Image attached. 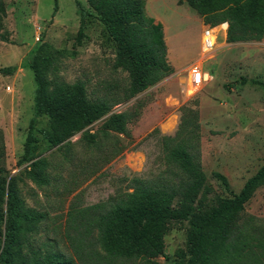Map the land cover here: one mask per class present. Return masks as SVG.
<instances>
[{
  "label": "rangeland",
  "instance_id": "1",
  "mask_svg": "<svg viewBox=\"0 0 264 264\" xmlns=\"http://www.w3.org/2000/svg\"><path fill=\"white\" fill-rule=\"evenodd\" d=\"M76 0H3L6 16L2 22L0 70L20 66L34 54L55 56L52 73L58 80L86 84L90 98L101 97L110 87L116 96L128 84V75L113 68L116 49L104 27L93 17L85 18V30L77 40L79 10ZM88 8L86 0H78ZM146 14L162 25L173 73L134 98L113 107V113L129 112L138 105L139 116L127 127L129 137L111 133L102 138L108 147L117 142L115 150L99 153L85 148L83 131L98 133L106 117L96 121L68 141L73 144L72 164L64 154L42 138L48 130V118H37L34 134L39 142L33 155L45 158L50 183L38 186L19 173L30 162L21 160L33 116L35 81L30 69L18 68L12 75L0 73V131L4 146L3 167L7 180L19 176L16 189L24 207L43 215L30 236L32 249L50 251L73 258L66 238L67 212L71 207L84 208L105 202L117 190L127 189V180L139 176L153 178L164 168L160 145L162 136H173L177 130L180 107L190 104L198 110L200 123V158L206 185L210 192L206 203L216 197L227 198L238 193L245 181L264 164V41L227 43L225 24L213 31V49L202 53L205 25L184 0H146ZM57 13L53 17L54 7ZM38 37L39 41L36 40ZM167 48V46H166ZM202 69L204 81L196 89L188 83L189 71ZM241 79H246L241 84ZM108 154V155H106ZM110 158L109 162L105 160ZM73 164H77L75 167ZM214 173L224 176L226 190ZM238 226L264 242V185L258 187L240 213ZM188 224L171 223L164 237L167 259L158 257V264H172L179 251L186 249ZM251 253L264 260V249L252 241ZM98 249V248H96ZM95 249V250H96ZM26 251V250H25ZM75 264H78L77 262ZM97 264H142L139 261L115 260Z\"/></svg>",
  "mask_w": 264,
  "mask_h": 264
},
{
  "label": "trees",
  "instance_id": "2",
  "mask_svg": "<svg viewBox=\"0 0 264 264\" xmlns=\"http://www.w3.org/2000/svg\"><path fill=\"white\" fill-rule=\"evenodd\" d=\"M205 25L225 24L226 42L264 41V0H184ZM84 8L76 0L79 10L77 40L84 35L85 18L93 17L104 27L115 43L113 68L128 75L125 87L115 86L120 94L107 87L101 97L90 98L86 84L77 80L65 83L54 73L55 56L34 54L19 67L0 70L12 75L18 68L30 69L35 81L33 116L21 160L30 162L19 176L24 175L36 185L50 183L48 161L33 155L39 142L34 134L37 118H48V130L42 138L51 147H58L66 163L73 162L72 146L68 140L74 135L106 117L98 133L83 131L81 141L85 148L99 153L105 149L121 154L117 142L108 147L102 138L111 133L129 137L128 125L139 116L136 105L129 112H111L113 107L144 92L173 73L167 59L163 27L146 14L145 0H86ZM54 7L53 17L57 13ZM6 16L0 0V41L4 40L2 22ZM246 79H241L245 84ZM252 83L264 86L260 82ZM190 104L180 107L179 123L173 136H162L160 145L165 168L153 178L139 176L127 180L126 190H117L105 202L84 208L71 207L67 212L66 238L73 258H66L46 246L34 250L30 236L43 215L25 209L16 189L19 176L8 180L3 167L4 146L0 131V264H97L115 260L139 261L158 264L165 255L164 237L171 223L188 224L186 249L179 251L172 264H264L251 253L252 241L261 249L264 242L240 231L238 220L245 204L255 190L264 185V164L243 184L238 193L230 197H216L209 204L210 192L202 170L200 158V123L198 110ZM108 155V154H106ZM110 158L105 161L109 162ZM77 164H73L75 167ZM77 167V166H76ZM75 167V168H76ZM226 190L229 185L224 176L214 173ZM98 248V249H96ZM96 249V250H95ZM26 250V251H25Z\"/></svg>",
  "mask_w": 264,
  "mask_h": 264
},
{
  "label": "built area",
  "instance_id": "3",
  "mask_svg": "<svg viewBox=\"0 0 264 264\" xmlns=\"http://www.w3.org/2000/svg\"><path fill=\"white\" fill-rule=\"evenodd\" d=\"M213 31L210 27H206L202 33V53H208L213 49ZM39 41L38 37L36 38ZM204 81V74L201 68L194 67L189 71L188 83L192 88L196 89L197 86L201 85Z\"/></svg>",
  "mask_w": 264,
  "mask_h": 264
},
{
  "label": "crops",
  "instance_id": "4",
  "mask_svg": "<svg viewBox=\"0 0 264 264\" xmlns=\"http://www.w3.org/2000/svg\"><path fill=\"white\" fill-rule=\"evenodd\" d=\"M146 4H147V2H146V0H145V9H146ZM156 22H158V23H160L158 20H157V18H154V17H152ZM164 33V37H165V31L163 32ZM165 44H166V46H167V56H168V53H169V49H168V44H167V41H166V38H165ZM170 54V53H169Z\"/></svg>",
  "mask_w": 264,
  "mask_h": 264
}]
</instances>
